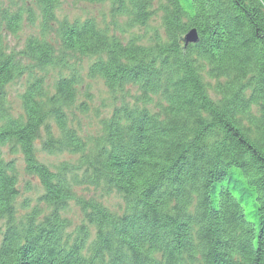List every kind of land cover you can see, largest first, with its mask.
Segmentation results:
<instances>
[{
  "label": "trees",
  "instance_id": "16d2710c",
  "mask_svg": "<svg viewBox=\"0 0 264 264\" xmlns=\"http://www.w3.org/2000/svg\"><path fill=\"white\" fill-rule=\"evenodd\" d=\"M75 1L109 3L113 22L123 18L130 30L158 19L163 35L154 30L143 45L134 35L121 42L92 19L58 22L51 15L59 0H0L8 3L0 6V31L19 30L24 4L42 15V31L57 27L56 43L28 38L14 55L0 36V264H264V0ZM189 29L198 42L184 46ZM75 58L90 61L87 78L101 79L111 93L123 83L140 92L141 106L114 109L90 141L68 121L84 84L68 68ZM48 69L58 75L52 89ZM25 75L26 117L11 119L6 87ZM204 76L215 80L218 101L208 97ZM155 96L165 105L161 116L145 106ZM53 126L60 141L42 139V152L79 154L77 163L55 171L34 148ZM16 157L29 176L25 193L30 180L39 184L32 208L30 197L17 200ZM81 185L115 193L125 205L116 213L77 195ZM234 189L245 201L228 196ZM71 202L88 225L64 216ZM21 204L27 209L19 216ZM243 214L250 223L239 221ZM86 226L95 229L94 246L86 247Z\"/></svg>",
  "mask_w": 264,
  "mask_h": 264
},
{
  "label": "rangeland",
  "instance_id": "374dc122",
  "mask_svg": "<svg viewBox=\"0 0 264 264\" xmlns=\"http://www.w3.org/2000/svg\"><path fill=\"white\" fill-rule=\"evenodd\" d=\"M0 6L3 8H7L8 3H1ZM24 10L21 9L22 14H27V10L30 9V11L33 14L37 13V9L32 5V4H24ZM59 11L56 13V17L58 20H62L66 17H68L70 20L72 19H82L81 17H88L96 21V23L100 26L106 29L110 34L114 35L116 38L120 39L122 42H126L132 35L138 37L136 40L139 44L143 45L148 43L149 41L152 42V40L155 38L151 39V36L154 34L155 28L158 27L159 21L158 19L151 20L147 26L144 27H136L134 29H127L125 27V19L119 18L116 19V26L112 24V20L110 19V4L105 2L102 4H89L86 2H80V1H75V0H59V5L58 8ZM24 21L26 24L21 23V26L23 27L20 31L18 30L15 34L14 33H9L6 29H3L0 31V36L4 42V50L6 54H13V53H18L22 52L23 49L25 48V43L26 40L29 38V36L33 33H35L34 24L38 23L40 19H38L36 22H33L31 19H28L27 16L22 15ZM32 21V24H29L27 22ZM24 26L27 27V30H24ZM31 27V28H29ZM191 30V29H189ZM188 30V31H189ZM156 32H161L159 33L160 36L163 35V31H157ZM197 33V31H196ZM157 34V33H156ZM187 33L183 35L185 37ZM158 35V34H157ZM198 35V34H197ZM183 41V40H182ZM14 55V54H13ZM78 60V59H73ZM92 61V60H91ZM90 61L84 62V64L87 65ZM48 75H53L52 74V69H48L47 71ZM27 80V75L24 77L20 78L19 80L15 81L14 84L10 86L9 89H6V96H5V101H4V109L9 113L11 116V119H15L13 117H18L21 116L20 120L24 119L26 117V114H23L24 110H22V103H21V95L25 91V81ZM204 80L211 82V85H207L208 90L212 89V87L215 84V80H209L207 78H204ZM87 83L84 82L82 84V88H80V95L82 93H85L87 101H85V98H81L85 102V108H90L88 115L95 121L96 118L100 119L101 121L107 119L109 117V114L112 110V108H108V103L110 101H122V100H116L117 94H112L105 87L104 83L99 80V79H94V80H87ZM51 84V83H50ZM126 89H128L129 94L127 96L128 102H130L131 106H135L136 104H139L136 101V97L138 96L135 94L137 90L136 87H133L131 85L127 86ZM82 92V93H81ZM123 90L120 91V94H122ZM209 94L211 97L214 96V94L209 91ZM53 96L54 94H50L49 96ZM144 101V100H141ZM40 102V101H39ZM127 104V103H124ZM142 104H139L138 106H141ZM118 106H122L121 104ZM146 108L152 112H158L160 113L161 108L164 105V102L158 98L157 96L153 97L151 101L148 103H145ZM77 104L73 106V108L70 109V111H74L77 108ZM114 107H117L115 105ZM113 107V108H114ZM45 110V109H44ZM97 111V112H96ZM82 125L85 128H82L86 134L90 135L88 137H82L83 139H96L98 134L100 132H97L95 130H98V127L91 128L90 125L88 124L87 118H84L82 121ZM52 133V134H51ZM41 139H37L34 145V148L36 150V154L38 157V160L45 164L48 168L51 170H56L59 164L65 162V163H77L79 160V154H74L73 153H61V152H53V154H49L47 152H42V147H41V141L44 139L45 142L49 140L51 137L53 140L52 142H59V133L56 132V128L53 126V129L50 127V133H44L41 132L39 135ZM84 141H89V140H84ZM55 147L50 148L51 150L54 149ZM6 149V148H5ZM3 149V152L5 151ZM16 162H17V169H18V197L17 200H21V197H30L28 205H31V208L36 205V198L40 194V191H35V188L39 187L38 182L30 180V186L32 187V190L30 191L31 193H25L24 187L21 188L23 183L25 184L26 182L29 181V176L26 175L24 171V163L23 160L20 157H16ZM35 191V192H34ZM77 195L79 196H84L86 199L90 198H95L97 201L102 202L106 207H108L110 210L115 211L116 213L120 212V204L122 203V199L118 197L115 193H107L106 195L100 193L102 190L100 188H92L89 187L88 189L84 188H76L74 190ZM34 194V195H31ZM107 196V197H106ZM72 203V202H71ZM64 216H71V219H75V221H79L82 218V214L79 213L78 208L74 205V203L70 204L68 207V210L65 211Z\"/></svg>",
  "mask_w": 264,
  "mask_h": 264
},
{
  "label": "bare ground",
  "instance_id": "6f19581e",
  "mask_svg": "<svg viewBox=\"0 0 264 264\" xmlns=\"http://www.w3.org/2000/svg\"><path fill=\"white\" fill-rule=\"evenodd\" d=\"M59 11V9H56L54 12H52V15H51V17H56V13ZM22 15H25V16H27V17H30L31 18V20L33 21V22H36L38 19H40L39 21H38V23L36 24H34V28H36L35 29V33H33V34H31L30 36H29V38H34V39H37V40H40V41H44V42H48V43H56V36L54 35V29H56L57 27H52L53 28V31L52 32H48L49 31V29H47V30H44V31H42L41 30V26H40V22H41V19H42V15L38 12V13H36V14H22ZM82 19H72V20H70L68 17H66L65 16V18H64V20H66V21H79L78 23H82L84 20H86V19H89V20H91V18H88V17H81ZM110 19L112 20V24L114 25V26H116V22H113V19H112V17L110 16ZM56 20L58 21V22H60V21H62V20H58L57 19V17H56ZM93 20V19H92ZM24 21V19H23V17H22V21H20L21 23H23V24H26L25 22H23ZM32 21H30V22H27V23H29V24H32ZM96 22V21H95ZM2 26V25H1ZM54 26H56V24L54 25ZM23 27L22 26H20V28H19V31L22 29ZM29 28H31V27H29ZM51 28V29H52ZM24 30H27V27L26 26H24ZM113 35L112 34H110L109 33V38L110 37H112ZM111 39H115L114 38V36L111 38ZM182 39L183 38H181V40L180 41H182ZM125 46V45H124ZM123 46V47H124ZM23 59H25V58H23ZM25 61V60H24ZM87 61V59H85V58H81V59H78V60H76V61H72V60H69L68 62H67V65H68V68L72 71V73L74 74V75H76L80 80H82L83 82H85V83H87L86 81L87 80H91L92 78H87V76H86V73H87V71H89V64L91 63V62H89V63H87V65L86 64H84V62H86ZM55 70H56V68L53 70V72H55ZM36 74H39V75H41L39 72H35V74L34 75H36ZM39 75H38V77H39ZM57 76L58 75H46L45 76V79L47 80V81H49V83H51V85L50 84H48L47 82H45V85L46 86H48V88H50V89H52V84H53V81L55 80V78H57ZM204 78H207L206 76H204ZM207 79H209V78H207ZM94 80V79H93ZM99 80H101V79H99ZM25 81V80H24ZM92 81V80H91ZM102 81V80H101ZM58 82V81H57ZM103 82V81H102ZM204 82L207 84V85H211V82H209V81H206V80H204ZM123 83V82H122ZM128 84V83H127ZM25 85H26V82H25ZM105 85V84H104ZM123 85V92H122V94H120V91H117V90H115V92H112V94H117V98H115L116 100H122V101H110L109 103H108V108H112V110H111V112H110V114H109V116L112 114V112H113V110L114 109H117V108H121V107H126V108H131V104H130V102H128V101H126L127 100V96H128V94H129V91H128V89H126V87L127 86H129V85H127V86H125L126 85V83H123L122 84ZM132 85V84H131ZM10 86H11V84H8L7 85V87H6V89H9L10 88ZM133 86V85H132ZM106 87V86H105ZM135 87V86H134ZM80 88H82V86L80 87ZM107 88V87H106ZM106 90H108V89H106ZM138 90V89H137ZM109 91V90H108ZM208 91V93H209V91H211L213 94H217L216 95V97H211L210 96V94L208 95V97L212 100V101H218V98H220V95H219V93L217 92V91H215V90H213V89H210V90H207ZM110 92V91H109ZM82 93V92H81ZM111 93V92H110ZM135 94H137V95H140V92H139V90L138 91H136L135 92ZM81 98H85V101H87V98H86V95H85V93H82V95H80V99H78V100H76V104H77V108L74 110V111H70V110H68L67 111V115H68V121H69V126L71 127V128H73L76 132H77V134L80 136V137H88V136H90V135H88V134H86L85 133V131L82 129V128H85L83 125H82V121H83V119L84 118H87V121H88V124L90 125V127L91 128H94V127H98V129H99V131L98 130H95V131H97V132H100L101 133V131H102V128H101V120L100 119H98V118H96L95 119V121L90 117V115L92 114V113H90V115H88V117H87V114H88V112H89V110H90V108H85L84 106H85V102L83 101V100H81ZM248 98H249V95H247L245 98H244V101H248ZM124 103H127V104H124ZM122 105V106H118V105ZM115 105H117V107H114ZM114 107V108H113ZM73 108V107H72ZM97 112V111H96ZM151 113H155V114H157V115H159V116H161L162 114H160V113H158V112H153V110H152V112ZM64 114H65V117L67 118V115H66V113H65V111H64ZM3 121H0V125H1V123H2ZM48 124V123H47ZM100 133L98 134V135H100ZM97 135V136H98ZM93 139V138H92ZM111 138H109L106 142L108 143L109 141L111 142V140H110ZM113 140H115L114 138H112ZM83 140H89L90 141V139H83ZM115 142V141H114ZM93 144V143H92ZM108 146V145H107ZM117 146V145H116ZM84 149H85V146H84ZM115 149H119V147L117 146V148L116 147H106L105 148V150H111V151H114ZM86 151L87 152H90V148L89 147H86ZM8 159L7 158H5L4 157V159L2 160L3 162L4 161H7ZM80 172V173H79ZM227 173H228V175H232V172H231V170H227ZM226 173V174H227ZM81 174H83V171L82 170H78V180L79 181H84V179L81 177V176H79V175H81ZM201 178H199V177H197L196 178V180H200ZM220 184V183H219ZM84 185V184H83ZM83 185H81V186H79L80 188H84V189H88V187H84ZM218 186V185H217ZM237 188V187H236ZM238 189V188H237ZM238 190H241V189H238ZM101 193L103 194V193H105L103 190L101 191ZM230 195V196H229ZM228 196L229 197H236L238 200H244V196H242L241 195V193L240 192H238V191H236L235 189L234 190H231V193H228ZM94 199V198H93ZM245 201V200H244ZM123 205H125V204H123V203H121L120 204V206L121 207H123ZM76 206V205H75ZM77 207V206H76ZM108 208V207H107ZM25 209H27L24 205H22L21 204V206L19 205V207H18V210H16V212L18 213V215L20 216L21 214H25V212H26V210ZM30 210V209H29ZM79 212H80V210H79ZM244 215V214H243ZM92 217H93V220H99V221H102V222H105V218H103L99 213H93L92 215H91ZM82 218L83 219H86L87 217H85V215H83L82 216ZM83 219H81L80 221H78L79 222V224H82V225H86L87 223L83 220ZM238 219H239V221L240 222H245V223H250L251 222V217H249V214H246V215H244V216H242V215H240V216H238ZM88 225V224H87ZM86 227H88V231H89V233L91 234L90 235V239L89 238H87L86 239V247H89V246H94L96 243H98L99 241L98 240H96V237H97V235H96V233H95V229L92 227V226H86ZM72 228L73 229H70V231L72 232V233H74L75 231V229L74 228H76L75 226H72ZM143 229L148 233V234H151V235H153V234H155V233H158L157 232V230H155V229H153V228H146L145 226H143ZM154 236V235H153ZM158 236H159V234H158Z\"/></svg>",
  "mask_w": 264,
  "mask_h": 264
},
{
  "label": "water",
  "instance_id": "95a60500",
  "mask_svg": "<svg viewBox=\"0 0 264 264\" xmlns=\"http://www.w3.org/2000/svg\"><path fill=\"white\" fill-rule=\"evenodd\" d=\"M182 40L184 46H187L188 44H196L198 42V35L196 33V30H189Z\"/></svg>",
  "mask_w": 264,
  "mask_h": 264
}]
</instances>
